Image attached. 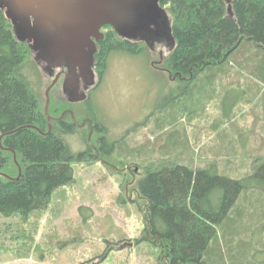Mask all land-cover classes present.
Wrapping results in <instances>:
<instances>
[{
	"label": "trees",
	"instance_id": "trees-1",
	"mask_svg": "<svg viewBox=\"0 0 264 264\" xmlns=\"http://www.w3.org/2000/svg\"><path fill=\"white\" fill-rule=\"evenodd\" d=\"M164 3L175 45L163 66L182 83L176 92L182 96L164 106L162 119L172 129L160 135L162 159L146 167L135 187L145 203V233L160 250V264H208L206 255L214 263L222 259L218 230L234 243L236 203L251 200L252 189L264 192V158L242 179L220 173L214 162L195 167L185 155L188 137L181 119L203 109V100L219 99L220 90L236 86L253 90L246 101L250 105L264 104V0ZM113 45L117 43L109 38L99 55L100 78ZM31 66L36 62L28 46L15 38L0 10V218L27 220L46 209L54 191L74 181V163L100 160L115 149L124 155L132 151L123 137L107 145V129L93 119L95 150L89 143L84 150H72L67 137L76 124L71 117L58 119L70 103L51 95L47 133L44 105L26 72Z\"/></svg>",
	"mask_w": 264,
	"mask_h": 264
},
{
	"label": "rangeland",
	"instance_id": "rangeland-1",
	"mask_svg": "<svg viewBox=\"0 0 264 264\" xmlns=\"http://www.w3.org/2000/svg\"><path fill=\"white\" fill-rule=\"evenodd\" d=\"M106 59L101 82L89 92L88 100L65 110H73L80 125L84 117L97 120L107 129V145L123 137L132 151L124 155L115 149L100 160L74 163V181L54 191L46 209L27 220L1 217L0 264H160V250L145 233V203L135 182L146 167L162 159L159 138L172 129L162 119L163 108L182 96L176 93L182 83L152 65L159 56L149 49L138 53L114 50ZM31 68H26L31 88L45 111V90L52 77L37 63ZM50 95L65 99L60 82ZM252 95L253 90L245 86L225 88L219 99L203 100L205 107H199L193 117H183L187 160L195 167L214 162L220 173L245 178L264 158V104L247 103ZM69 117L66 113L63 118ZM96 133L89 124L76 126L67 141L74 151L84 150L86 143L95 150ZM252 191L251 200L236 203L234 243L219 229L222 259L213 263L206 255L208 264H264V215H260L264 192ZM126 242L132 246L123 245Z\"/></svg>",
	"mask_w": 264,
	"mask_h": 264
},
{
	"label": "flooded vegetation",
	"instance_id": "flooded-vegetation-1",
	"mask_svg": "<svg viewBox=\"0 0 264 264\" xmlns=\"http://www.w3.org/2000/svg\"><path fill=\"white\" fill-rule=\"evenodd\" d=\"M164 2L165 0H101L100 2H92L94 6L102 9L103 13L101 14L105 16V21L99 27H94L90 31L89 37H86L87 41L81 44L77 43L74 38L63 44H58V39L54 41L57 31L55 22L49 17L37 16L29 12L26 7L27 4L22 1L5 0V8L0 10L6 16V9L9 8L13 19H19L23 22V30H28L29 33L25 41H19L28 46L33 59L37 53L32 48L33 37L37 34L48 38L47 46L43 47L45 51L41 47L44 52V60L40 61L41 64L34 60L41 68L43 66L46 68V72L48 76L52 77V80L58 75L54 86L60 82L62 93L71 106L79 102H86L89 98V92L99 86L102 78H100L98 70L99 55L104 43L109 38L117 43V45L109 48V53L114 50L138 53L149 49L159 56V60L152 61V65L156 69L166 70L164 67L160 68L158 65H154V63L163 65L166 55L164 53L166 51L169 53L174 47L171 16ZM65 3L66 0H63L62 4L65 5ZM70 9L72 8L70 7ZM36 11L41 12L39 8ZM137 14H140L144 19L141 18L140 24L129 28L130 18ZM61 17L64 21L63 26L67 27V15L61 13ZM97 17L98 15L95 16V18ZM8 20L13 30V22L11 19ZM128 46H131V51H128ZM38 51L40 50L38 49ZM66 87L70 90L73 89L75 94L72 91H66ZM66 113L70 115L76 126L89 124L90 131H94L92 119L84 117V123L80 125L75 121L74 112L71 109L65 110L58 119H63Z\"/></svg>",
	"mask_w": 264,
	"mask_h": 264
},
{
	"label": "water",
	"instance_id": "water-1",
	"mask_svg": "<svg viewBox=\"0 0 264 264\" xmlns=\"http://www.w3.org/2000/svg\"><path fill=\"white\" fill-rule=\"evenodd\" d=\"M26 3V7L29 12L34 13L37 16H45L52 19L55 22L56 26V37L54 41L59 40L58 44H63L64 42L69 41L74 38L78 43H85L87 41L86 37H89L90 31L94 29V27H99V25L104 22L105 16L102 15V9L97 8L93 5L95 2H100L101 0H66L65 5L62 4L63 0H17ZM93 2V3H92ZM49 4L50 6H48ZM5 0H0V9L5 8ZM65 6V7H64ZM72 9H70V7ZM49 7V9H48ZM33 8V9H30ZM40 9L41 12H37V9ZM30 9V10H29ZM61 13L67 15V27L63 26L64 21L62 20ZM229 14L232 16V11L229 9ZM98 15L97 18L95 16ZM6 17L11 19L13 22V32L17 40L25 41L28 37V30H23L22 23L19 19H13L12 12L8 8L6 9ZM144 19L140 14L133 15L130 18L129 28H132L136 24H140L142 19ZM120 32V30H119ZM83 40V42H82ZM33 45L32 48L37 52L34 59L41 64V60H44V48L48 44V38L44 35H35L33 37ZM173 46L175 45V39L173 38ZM76 45V44H75ZM43 48V50L41 49ZM77 47V45H76ZM38 49L40 51H38ZM45 51V50H44ZM43 70L46 71V68L43 66ZM58 79V75L52 80L47 89L45 90V114L48 120V132H50V122L52 117L48 113L49 105H50V90L55 85ZM66 91H72L75 94L74 90H70L66 87ZM79 100V99H78ZM63 116V115H62ZM61 116V117H62ZM128 244L132 246V243L126 242L123 245ZM122 245V246H123Z\"/></svg>",
	"mask_w": 264,
	"mask_h": 264
}]
</instances>
